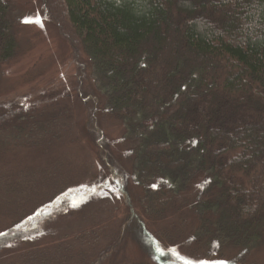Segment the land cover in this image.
I'll use <instances>...</instances> for the list:
<instances>
[{"label":"trees","instance_id":"trees-1","mask_svg":"<svg viewBox=\"0 0 264 264\" xmlns=\"http://www.w3.org/2000/svg\"><path fill=\"white\" fill-rule=\"evenodd\" d=\"M20 1L0 0V63L17 53L10 12ZM41 2L71 46L79 80L86 77L79 94L82 105L92 101L86 116L104 112L122 126L129 178L141 193L137 212L128 177L104 174L100 182L110 176L119 185L125 215L89 264H104L127 236L153 264L176 257L242 264L264 247V0ZM16 107L0 102V125L31 144L43 123H26ZM98 131L88 135L101 148ZM5 136L0 161L12 144ZM80 189L31 204L0 235V253L33 239L39 223L91 190ZM169 217L176 223L162 235L149 232Z\"/></svg>","mask_w":264,"mask_h":264},{"label":"rangeland","instance_id":"rangeland-1","mask_svg":"<svg viewBox=\"0 0 264 264\" xmlns=\"http://www.w3.org/2000/svg\"><path fill=\"white\" fill-rule=\"evenodd\" d=\"M37 15L40 23L24 22ZM10 17L17 53L0 63V102L15 104L26 123L43 125L32 131L39 138L31 144L13 139L10 124L0 125V137L6 135L12 143L0 161V233L18 216L24 217L31 204L45 202L53 190H91L81 191L63 216L39 223L40 231L33 239L6 246L0 264H89L118 233L125 215L119 185L110 177L113 169L128 177L124 181L129 193H134L131 205L139 212L141 193L129 178L130 166L120 141L123 128L104 112L90 120L86 116L85 105L92 101L82 105L79 96L86 77L79 80L71 46L43 13L41 0L18 2ZM95 127L103 136L101 148L88 135L89 129L97 131ZM106 173L109 178L100 182ZM96 183L100 187L93 186ZM172 223L175 217L155 224L149 232L162 235ZM119 248L104 264H153L131 236ZM202 253L203 258H214L207 250ZM166 264L185 261L176 257ZM242 264H264V247L252 251Z\"/></svg>","mask_w":264,"mask_h":264},{"label":"snow or ice","instance_id":"snow-or-ice-1","mask_svg":"<svg viewBox=\"0 0 264 264\" xmlns=\"http://www.w3.org/2000/svg\"><path fill=\"white\" fill-rule=\"evenodd\" d=\"M24 22L26 23H40V17L39 15H37L35 18L33 19H26ZM195 143V142H193ZM197 187H201L200 185H198ZM73 207H78V205L73 204ZM0 235H4V233H0ZM181 259H183L181 257ZM185 264H192L191 261L185 260ZM197 264H230V262L228 261H224V260H214V261H208V260H199L197 262Z\"/></svg>","mask_w":264,"mask_h":264}]
</instances>
